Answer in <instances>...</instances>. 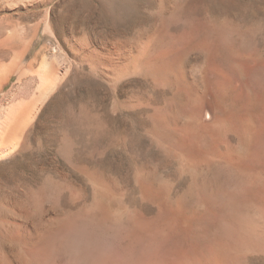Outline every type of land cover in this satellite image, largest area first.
Masks as SVG:
<instances>
[{
	"label": "rangeland",
	"instance_id": "374dc122",
	"mask_svg": "<svg viewBox=\"0 0 264 264\" xmlns=\"http://www.w3.org/2000/svg\"><path fill=\"white\" fill-rule=\"evenodd\" d=\"M223 80L233 115L264 101V0H0V218L110 205L118 264H264V114L246 137L192 102Z\"/></svg>",
	"mask_w": 264,
	"mask_h": 264
},
{
	"label": "bare ground",
	"instance_id": "6f19581e",
	"mask_svg": "<svg viewBox=\"0 0 264 264\" xmlns=\"http://www.w3.org/2000/svg\"><path fill=\"white\" fill-rule=\"evenodd\" d=\"M121 2H117L113 4L115 8H119L117 6L121 5ZM132 11V10H131ZM189 12V11H188ZM223 42V41H222ZM209 46V45H208ZM144 48V47H143ZM146 51V50H145ZM225 51V50H224ZM231 52V51H230ZM109 53V52H108ZM209 53V52H208ZM130 54V53H129ZM251 56V55H249ZM238 57V56H237ZM140 59V58H139ZM113 60V59H112ZM262 62V61H261ZM104 63V62H103ZM116 63V62H115ZM234 64V62H233ZM57 62L55 60L52 61H42V67L44 70H53V74L55 77H59L61 73V69L58 68ZM154 64L151 65L150 70L151 72L155 75L158 74V72L161 70L159 68L158 70V65L157 68L156 66H153ZM241 65V64H240ZM148 66V65H146ZM150 66V64H149ZM237 67V65H235ZM104 67V66H103ZM231 70L233 72L237 73V69L233 65L230 66ZM116 68V67H115ZM176 68V67H174ZM107 69V68H106ZM136 69V68H134ZM147 69V68H145ZM169 69V68H168ZM168 69L161 70L160 77L169 79V71ZM229 69V68H228ZM184 70V69H183ZM180 72V71H179ZM238 72L239 71L238 69ZM38 73V72H37ZM124 73V72H123ZM126 73V72H125ZM242 73V72H241ZM182 74V73H181ZM62 75V74H61ZM112 75V74H111ZM150 75V74H149ZM179 75V74H178ZM239 75V74H238ZM113 77V76H112ZM239 77V76H238ZM240 77H244L240 75ZM171 78V77H170ZM182 78V76H181ZM57 79V78H56ZM60 79V78H59ZM180 79V78H179ZM242 79V78H241ZM115 80V79H114ZM185 80V79H184ZM183 80V81H184ZM245 80V79H244ZM168 81V80H166ZM243 80H241L242 82ZM185 83V84H184ZM244 83V82H243ZM1 84V83H0ZM158 84V83H157ZM181 88L184 90H188L189 87L187 85V82H183L181 84ZM189 84V83H188ZM203 84V83H202ZM240 85V84H239ZM206 87V85H205ZM239 87V86H238ZM206 89V88H205ZM238 89V88H237ZM183 90V91H184ZM198 91V90H197ZM206 91V90H203ZM187 92V91H186ZM234 92V87L232 82L230 81H220L217 85L215 94L213 93V96H209L206 94H199V95H194L192 97L193 101L195 102L194 104L202 106V110H204L207 114V116L213 121V123L221 125V126H226L230 125L232 126H240V134L246 135L247 136H255L260 129L258 127V124L261 122L260 119L262 118L264 114V101H258L257 97H255L251 93V91L244 85L242 87V91L240 94H242L241 100H242V106L238 108V112L242 111V117L241 115H238V112H228L230 109L227 110L225 106V100L227 99V95L230 93ZM182 93V92H181ZM188 93V92H187ZM194 94L196 92H193ZM192 93V94H193ZM204 93V92H203ZM207 93V92H205ZM48 94V93H47ZM197 94V93H196ZM209 94V92H208ZM189 96V95H188ZM262 96V95H261ZM190 97V96H189ZM190 99V100H192ZM186 102V101H185ZM191 102V101H190ZM241 102V101H240ZM189 103V102H188ZM182 105V104H181ZM191 105V104H190ZM18 107V106H17ZM237 108V107H235ZM183 109V108H182ZM189 109V108H188ZM180 110V109H179ZM183 111V110H182ZM245 112V116H243ZM17 113V112H16ZM231 113V114H229ZM199 116V115H198ZM19 117V116H17ZM181 118V116H180ZM194 118V117H193ZM12 119V117H11ZM264 119V117H263ZM8 120V118H7ZM161 121V120H160ZM195 121V120H194ZM260 121V122H259ZM3 122V121H2ZM198 126L199 129L202 131H205V128L208 127V124L204 123V120H198ZM4 123V122H3ZM2 123V124H3ZM14 123V122H12ZM6 124V123H4ZM8 124V122H7ZM185 124V123H184ZM10 125V124H9ZM188 125V124H187ZM2 126V125H1ZM6 127V126H5ZM8 127V126H7ZM6 127V129H7ZM10 127V126H9ZM195 127V126H194ZM233 127V128H234ZM2 128V127H1ZM15 127L14 129H16ZM21 128V127H20ZM227 128V127H226ZM238 128V129H239ZM204 129V130H203ZM8 130V129H7ZM219 130V129H218ZM3 135V130H1ZM262 131V130H261ZM200 132V131H198ZM226 132V131H225ZM264 132V131H263ZM6 133V132H5ZM227 133V132H226ZM163 134V133H162ZM259 134V133H258ZM9 135V133H8ZM210 135V134H209ZM7 136V135H6ZM258 136V135H257ZM260 136V135H259ZM226 137V136H225ZM8 138V137H7ZM75 138V137H74ZM184 138V137H183ZM216 138V137H215ZM90 139V138H89ZM186 140V139H185ZM220 140V139H219ZM212 141V140H211ZM214 141V140H213ZM212 141V142H213ZM255 142V141H254ZM195 143V142H194ZM227 143V142H226ZM260 143V142H259ZM13 145V144H12ZM222 145V144H221ZM226 146V145H225ZM201 147V146H200ZM224 147V146H223ZM63 148V147H61ZM207 148V147H206ZM231 148V147H230ZM184 149V148H183ZM182 149V151H183ZM67 150V149H66ZM208 151V150H207ZM218 151V150H217ZM67 152V151H66ZM199 152V151H198ZM206 152V151H205ZM238 152V151H237ZM64 154V153H63ZM199 154V153H198ZM197 154V155H198ZM202 154V153H201ZM199 155V159H202V155ZM207 154V153H206ZM216 154V153H215ZM220 154V152H219ZM232 154V153H231ZM187 155V153H186ZM211 156V154L209 153ZM234 155V154H233ZM188 156V155H187ZM205 156V154H204ZM215 157L214 155H212ZM228 156V155H227ZM232 156V155H231ZM240 156V155H239ZM233 157V156H232ZM232 157H230V161H232ZM229 160V157H227ZM223 160V159H222ZM199 161V160H198ZM202 161H204L202 159ZM201 161V162H202ZM207 161V160H206ZM211 161V160H210ZM207 161V162H210ZM234 161V160H233ZM236 162V161H235ZM205 163V162H204ZM197 165V164H196ZM238 165V164H237ZM77 167V166H76ZM246 168V167H245ZM79 169V168H78ZM81 169V168H80ZM248 169V168H247ZM251 169V168H249ZM228 172V171H227ZM83 173V172H82ZM90 173V172H89ZM94 173V172H93ZM230 174V173H229ZM91 175V174H90ZM96 175V174H95ZM92 176V175H91ZM97 176V175H96ZM244 176V175H243ZM92 178V177H91ZM98 178V177H95ZM244 178V177H243ZM242 178V179H243ZM251 178V177H250ZM90 179V178H89ZM258 179V178H257ZM97 180V179H96ZM228 180V179H227ZM232 180V179H231ZM241 180V178H240ZM239 180V181H240ZM256 180V179H255ZM262 180V178H261ZM95 181V180H93ZM98 181V180H97ZM105 181V180H104ZM249 181V180H248ZM67 182V180H66ZM242 183V182H240ZM239 183V184H240ZM245 183V182H243ZM242 183V184H243ZM255 183V182H254ZM96 184V183H95ZM98 186L100 187V183H97ZM104 184V183H103ZM102 184V186H103ZM238 184V183H237ZM252 184V183H251ZM108 185V184H107ZM245 185V184H244ZM106 187V185H105ZM57 188V187H56ZM69 188V187H68ZM67 189V188H66ZM101 189V188H100ZM103 189V188H102ZM108 189V187H107ZM244 189V188H243ZM241 189V190H243ZM75 190V189H74ZM106 190V189H105ZM235 190V189H233ZM240 190V188H239ZM252 190V189H251ZM82 192V191H81ZM148 192V190H147ZM150 192V191H149ZM73 193V192H72ZM221 193V191H220ZM95 194V193H94ZM101 193H99L100 196ZM110 194V193H108ZM150 194V193H149ZM152 194V193H151ZM233 194V193H232ZM261 194V193H260ZM112 197V196H111ZM81 199V198H80ZM247 199V198H246ZM101 203V202H100ZM97 208L96 209H91L90 211L87 210H80L79 213L72 218H61L58 216V214L55 211H51L50 209L45 208L43 206V201H40L39 199H27L26 201L19 202V206L16 210H9L5 215H3L0 218V264H36L37 260V254L39 250L42 247L44 237L52 232L57 230V228L64 223L71 222L76 219H83L87 220L91 223H93L96 228L97 232L100 237L104 238L105 240L109 241L110 243L114 240V233L116 228L114 226L113 220H111L112 217H110L111 213H108V210H105L101 204L96 203ZM106 205V204H105ZM42 206V207H41ZM237 208V207H236ZM4 209V208H3ZM6 210V209H5ZM8 210V209H7ZM238 210V209H237ZM4 211V210H3ZM251 211V210H250ZM37 214H40L38 217L36 216ZM131 218V217H130ZM141 225V224H140ZM185 226V225H184ZM245 226V225H244ZM144 228V227H143ZM254 229V228H253ZM252 236V235H251ZM134 246V245H133ZM124 253L126 256H130V244L125 243L124 245ZM246 249V248H245ZM220 250V249H218ZM247 250V249H246ZM243 251V250H242ZM225 252V250L220 251ZM219 252V253H220ZM235 252V251H234ZM109 255V260L110 264H118L117 259L115 258L114 254L112 251L108 254ZM130 262V261H129ZM224 262V261H223ZM50 264H58L57 261L53 260L50 262Z\"/></svg>",
	"mask_w": 264,
	"mask_h": 264
},
{
	"label": "clouds",
	"instance_id": "9594fccd",
	"mask_svg": "<svg viewBox=\"0 0 264 264\" xmlns=\"http://www.w3.org/2000/svg\"><path fill=\"white\" fill-rule=\"evenodd\" d=\"M115 247L99 236L93 223L78 218L44 237L36 264H110L108 254Z\"/></svg>",
	"mask_w": 264,
	"mask_h": 264
}]
</instances>
